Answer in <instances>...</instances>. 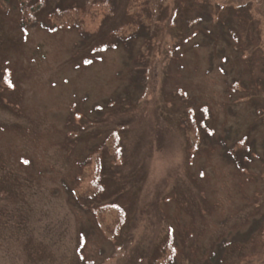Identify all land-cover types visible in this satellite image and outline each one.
Instances as JSON below:
<instances>
[{
	"label": "rangeland",
	"instance_id": "1",
	"mask_svg": "<svg viewBox=\"0 0 264 264\" xmlns=\"http://www.w3.org/2000/svg\"><path fill=\"white\" fill-rule=\"evenodd\" d=\"M129 1L0 6V264H264V0Z\"/></svg>",
	"mask_w": 264,
	"mask_h": 264
},
{
	"label": "trees",
	"instance_id": "2",
	"mask_svg": "<svg viewBox=\"0 0 264 264\" xmlns=\"http://www.w3.org/2000/svg\"><path fill=\"white\" fill-rule=\"evenodd\" d=\"M152 1V5L151 7H155V6H158V9L160 7V4H159V0H148L145 4L148 5L149 3H151ZM43 3L42 0H0V6H10V5H13V7L17 8L19 13H20V17L22 20H25L27 18H30V22L26 21V23H33V20H36V17H35V13L36 11L40 10V8L43 6ZM130 5L132 4V7L136 5V0H130L129 1ZM161 3V2H160ZM76 6L74 7H71V8H65V9H57V10H54L51 14H50V17L54 18L52 22L49 23V28L50 29H56L57 27L63 25V23H67L66 21H64L63 23H56L57 20H60V19H64L66 18L68 21H72L74 20L73 16H71L72 12H79V7L75 8ZM73 9V10H72ZM155 10V9H154ZM72 11V12H71ZM51 19V18H50ZM75 23L74 21H72V24ZM44 25V24H43ZM46 26V25H45ZM117 141V139H116ZM114 141V142H116ZM87 158H90V157H87ZM87 158H85V160H87ZM91 161V159H88V162ZM96 162H99L98 166H96V170H98V173L97 175L99 176L98 178V182L97 184H95L94 186V189H90V190H86V191H77V195L78 196H88V195H95V194H98L102 191V184H101V179H102V163H101V158L99 161L95 160ZM87 163V161L83 162V165H85ZM80 178L81 176L83 175L82 171L80 172ZM81 180V179H80ZM107 207H110L108 205H103V206H99L98 208H96V213L97 211L99 210V214H101L102 210L103 209H107ZM114 208V207H113ZM117 212V215H116V221L114 222V227L112 228V230H109V233L110 235H116L118 232H119V228L121 227V225L124 223V218H125V214H124V211L121 207L119 206H116V208H114ZM98 217V216H97ZM98 221L100 222L101 220L98 218ZM170 249V248H169ZM160 256H158V258L155 259V261L157 259H159ZM166 264V263H165ZM169 264V262H168Z\"/></svg>",
	"mask_w": 264,
	"mask_h": 264
}]
</instances>
